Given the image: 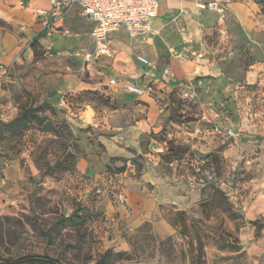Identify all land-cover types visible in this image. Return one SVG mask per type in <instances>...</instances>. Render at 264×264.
Segmentation results:
<instances>
[{"label": "rangeland", "instance_id": "374dc122", "mask_svg": "<svg viewBox=\"0 0 264 264\" xmlns=\"http://www.w3.org/2000/svg\"><path fill=\"white\" fill-rule=\"evenodd\" d=\"M179 1L150 31L120 33L109 61L37 41L32 61L0 63V257L264 264V0ZM139 56L173 68L178 89ZM132 74L152 87L146 100L109 85ZM32 109L28 131L4 126Z\"/></svg>", "mask_w": 264, "mask_h": 264}, {"label": "crops", "instance_id": "0c3cea01", "mask_svg": "<svg viewBox=\"0 0 264 264\" xmlns=\"http://www.w3.org/2000/svg\"><path fill=\"white\" fill-rule=\"evenodd\" d=\"M51 1L52 0H0V20L12 24L21 31L19 32V36L14 33L3 32L2 30H0V63L10 65L18 59H25V61L28 62L32 61L33 59H35V49L37 46V44L34 43L38 42L40 43L41 47L44 48L48 45H53L52 47H55L54 51H57L56 49L65 48L69 51L77 52L88 47L90 42V32L93 25L83 15L82 16L84 17L87 26L82 27L80 25L77 13L81 10L78 7H74V9L71 11L63 10L61 16L55 18L53 16V8L51 5ZM179 2V0H168L162 2L159 6L157 17L152 19L151 21V29L154 28V25L158 20L159 16L167 14L171 10L178 8L180 5ZM37 10H43L46 12V14L40 16L36 13ZM44 21H49L50 27L48 29H45L43 27ZM64 24L68 26L67 29H65L64 31L65 36L55 35V39H49L44 37V34L47 31L51 30L52 27V30H58L61 29ZM122 32L126 33L127 35H131L126 29H121L120 31L115 32L110 36V44L113 50L115 51V57L117 56L119 48L122 45V41H124L119 38V34ZM71 37L79 39V44L74 48L69 47L67 44V39ZM127 38H125V40ZM101 60L109 61V59L106 58H103ZM138 64L142 68H144L143 71L145 74L150 73L153 77L158 76L156 84H162V86L164 88H167L169 91L178 89V79L176 80L175 78L174 80H166L164 78L163 70L165 68H163V70H161V72L159 73L158 71H155L157 69L148 68L141 64L139 61ZM172 69L173 68H171V70ZM174 71L175 70H173V72ZM132 77L134 78H126V84L123 85L124 87L127 84H136L141 88L150 89V93L152 92V87H150L149 84L143 83L142 79H137L136 76H133V74ZM112 79H114V77L110 80ZM111 88L115 89L116 92H120V90L114 87ZM122 92H124L129 99L135 101H143L150 96L149 93L145 96L138 97L130 94L124 88L122 89Z\"/></svg>", "mask_w": 264, "mask_h": 264}, {"label": "built area", "instance_id": "2783aa9c", "mask_svg": "<svg viewBox=\"0 0 264 264\" xmlns=\"http://www.w3.org/2000/svg\"><path fill=\"white\" fill-rule=\"evenodd\" d=\"M168 0H52L53 16L60 17L63 10L69 11L78 7L82 15L93 25L90 32V42L87 48L75 53L83 63L95 64L97 61L106 58L112 59L115 51L110 44L111 34L126 29L132 36H136L151 30V21L157 17L159 6ZM215 3L197 4L198 10L213 9ZM40 16L46 14L43 10H37ZM43 27H50L49 21L43 22ZM138 61L148 68L153 64L144 57H139ZM166 80H174V73L170 68L163 70ZM109 85L121 90L123 89L117 79H112ZM124 89L132 95L142 97L150 93V89H144L136 84H127ZM179 89L185 99H194L195 90L193 85H179ZM211 114L216 118L218 114L211 110ZM217 132L222 133L217 127ZM230 137H234V132L227 130Z\"/></svg>", "mask_w": 264, "mask_h": 264}, {"label": "trees", "instance_id": "16d2710c", "mask_svg": "<svg viewBox=\"0 0 264 264\" xmlns=\"http://www.w3.org/2000/svg\"><path fill=\"white\" fill-rule=\"evenodd\" d=\"M36 110L37 109L24 111L13 122L4 124V126L10 129L12 133L22 134L31 128L33 119H38V116L35 113ZM109 256H110L109 253L105 254L103 257L104 260L101 259L98 264H106L105 259ZM0 264H62V263L48 256L27 255V256L19 257L17 259H5L0 257Z\"/></svg>", "mask_w": 264, "mask_h": 264}]
</instances>
